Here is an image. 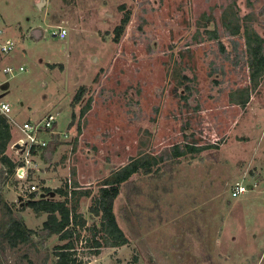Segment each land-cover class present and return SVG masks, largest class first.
I'll list each match as a JSON object with an SVG mask.
<instances>
[{
  "label": "rangeland",
  "instance_id": "rangeland-1",
  "mask_svg": "<svg viewBox=\"0 0 264 264\" xmlns=\"http://www.w3.org/2000/svg\"><path fill=\"white\" fill-rule=\"evenodd\" d=\"M235 1L240 17L252 15L264 38V0ZM233 3L0 0V46L15 43L0 54V81L9 83L0 101L21 123L53 115L55 132L66 135L46 159L40 151L29 156L23 179L9 177L0 163V224L8 218L5 203L35 232L30 244L1 247L0 264L55 263L54 247L61 243L48 237L42 229L47 216H37L27 201L69 180L92 193L79 202L86 226L76 231L93 240L100 218L90 207L102 181L141 152L165 163L123 184L114 212L125 234L133 214L151 227L148 250L140 256L138 247H102L94 264H264V80L245 107L230 102L232 91L250 85L244 38L229 36L221 24ZM126 12L129 24L115 42ZM204 25L220 40H208ZM60 29L68 32L63 40L53 36ZM6 67L15 73L5 74ZM174 67L178 79H190L184 81L190 92L177 85ZM89 100L91 109L81 118ZM189 143L212 147L176 161L169 157ZM11 144L7 154L20 163L23 156ZM237 183L248 191L233 197ZM47 198L63 200L54 192Z\"/></svg>",
  "mask_w": 264,
  "mask_h": 264
},
{
  "label": "trees",
  "instance_id": "trees-1",
  "mask_svg": "<svg viewBox=\"0 0 264 264\" xmlns=\"http://www.w3.org/2000/svg\"><path fill=\"white\" fill-rule=\"evenodd\" d=\"M236 1L230 5L222 13L221 24L225 32L232 37H243L246 47V61L249 70L250 85L244 88L236 89L231 92L229 100L233 105L245 107L249 102L253 92H255L264 80V38L253 27L252 15H246L241 18L236 6ZM234 5V6H233ZM124 9V7L122 8ZM203 19L211 21L210 15L204 14ZM130 21V12H126L121 20V23L114 30V41L118 42L124 33ZM208 40H220V35L217 30L207 29L204 25ZM223 48V47H222ZM180 71L174 67L172 77L177 80V85L184 87V90L190 92V87L185 85L184 81L189 82L190 79L186 76L180 77ZM83 89H80L74 97V103L78 104L83 98ZM184 101L189 99V95L183 97ZM91 109V100H89L80 112V117L84 118ZM75 118V116L73 115ZM73 124V123H72ZM56 125L53 127L55 131ZM51 130V131H52ZM50 131V132H51ZM81 134V129H78ZM48 145L42 149H38L45 159L50 154H54L62 144V138L58 134L50 133ZM17 138L16 131L8 124L7 118L0 114V163L9 177L16 175V170L22 162H17L11 159L7 154L9 144ZM210 147H200L196 144L185 145L184 150L179 147H174L171 153V159H180L188 154H198ZM38 151L33 150L32 154L36 155ZM167 158V156H166ZM178 162V161H177ZM165 163V158L162 156L151 155L148 153H140L138 158L132 159L128 164L120 169L112 172L100 185L99 194L94 198L93 204L90 207L91 212L100 218L99 227H94V239L90 243L92 247H108L119 248L125 246L128 240L125 233L120 228L117 216L114 212L116 200L120 196L121 187L129 182L133 176L138 174L151 175L159 171L162 164ZM75 171L72 175L75 176ZM71 194L68 191V182L64 188L52 191L49 188L45 189L44 196L39 198L37 193L33 192L30 199L27 201L29 207L37 216L46 215L47 218L43 222L42 229L46 231L48 237L57 236L61 244L54 247L56 261L54 264H77L76 258L71 251L75 246L74 235L77 234L76 228H84L86 220L78 213L79 202L83 197H90L91 191L81 190L79 184L74 181L71 183ZM56 193L63 200L49 199L48 194ZM4 208L8 212L6 221L0 224V258L1 247L5 244L10 249H17L22 245L30 244L32 236L35 233L29 229L23 220L14 216L11 209L3 203ZM101 234L102 242L95 240L97 235ZM78 237H80L78 235ZM100 254V251L95 252Z\"/></svg>",
  "mask_w": 264,
  "mask_h": 264
},
{
  "label": "built area",
  "instance_id": "built-area-1",
  "mask_svg": "<svg viewBox=\"0 0 264 264\" xmlns=\"http://www.w3.org/2000/svg\"><path fill=\"white\" fill-rule=\"evenodd\" d=\"M68 32L66 29H60L58 32H53V36L60 38L61 40L65 39ZM15 47L14 42L9 44H3L0 46V54H7ZM23 71V68H20ZM5 74L15 73L14 69L11 67H6L3 69ZM6 83L0 81V93L1 91H6ZM1 99V96H0ZM11 107L8 103L0 101V114L4 115L7 118L8 124L16 131L17 138L12 142L11 149L17 156H23L21 162L23 165H19L16 170V174L19 179H23L26 173V164L30 163L29 156L33 155V150L38 151L48 145V141L44 138L45 135L50 133L58 134L61 138L66 137L59 132L53 131L54 125H56V118L53 115H49L46 118L37 120V121H25L23 123L19 122L11 114ZM52 130V131H51ZM51 131V132H50ZM32 190H36V187H32ZM72 186L71 180L68 181V191L71 194ZM248 189L238 183L235 185L232 196L238 197L239 195L247 192ZM33 192V191H32ZM77 230H80L78 227ZM81 233V231H80ZM99 242H102L100 238H97ZM75 246L71 250L74 254V258L77 260V264H94L92 259L96 261L97 257L101 254H96L95 252L101 251L102 247H92L90 243L93 240L89 236L84 237L83 235L78 237L77 234L74 235Z\"/></svg>",
  "mask_w": 264,
  "mask_h": 264
},
{
  "label": "crops",
  "instance_id": "crops-1",
  "mask_svg": "<svg viewBox=\"0 0 264 264\" xmlns=\"http://www.w3.org/2000/svg\"><path fill=\"white\" fill-rule=\"evenodd\" d=\"M6 85H7V89H8V87H9V83H6ZM16 118V117H15ZM17 119V118H16ZM31 121V120H30ZM34 121H37V120H34ZM8 151V150H7ZM21 162V161H20ZM238 184V183H237ZM250 187H251V185H249ZM42 195V194H41ZM42 196H44V195H42ZM141 205H134V207L136 208L137 207V210H140V211H142V213H143V208H142V210H141V207H140ZM140 207V208H139ZM134 213H135V211H134ZM178 214V213H177ZM181 215H183V214H180V215H178V217L180 216L181 217ZM133 218L131 219L130 217H128L127 218V224H128V231H127V233L125 234V236H126V238H127V240H128V243L125 245V246H132V247H138V253H139V255L140 256H142V254L144 253V252H146V250H148L147 249V247H146V245H145V243H144V239H145V237H146V234L149 232V230H148V228L147 227H149V228H151L150 226H148V225H146L145 223H144V220L142 221L140 218L139 219H137V218H135V215L133 214V216H132ZM137 220V221H136ZM179 220V219H178ZM168 223H172L173 225L174 224H176V221H174V220H171L170 222H168ZM118 224H119V222H118ZM166 224V223H165ZM163 224H158L157 226H156V228H158V227H161ZM177 225V224H176ZM119 226H120V228L123 230V228L121 227V225L119 224ZM124 232V231H123ZM147 232V233H146ZM125 233V232H124ZM122 247H124V246H122ZM188 249H190V248H188ZM145 250V251H144ZM144 251V252H143ZM186 251H187V249H186ZM188 251H190V250H188ZM189 253V252H188ZM137 254V253H136ZM179 255V254H178ZM189 256L190 255H192V254H188ZM138 256V255H137ZM194 256V255H193Z\"/></svg>",
  "mask_w": 264,
  "mask_h": 264
},
{
  "label": "water",
  "instance_id": "water-1",
  "mask_svg": "<svg viewBox=\"0 0 264 264\" xmlns=\"http://www.w3.org/2000/svg\"><path fill=\"white\" fill-rule=\"evenodd\" d=\"M5 89H7V85H6V88Z\"/></svg>",
  "mask_w": 264,
  "mask_h": 264
}]
</instances>
